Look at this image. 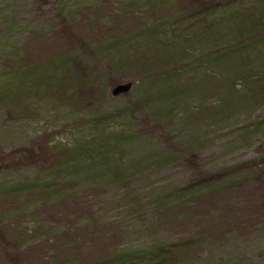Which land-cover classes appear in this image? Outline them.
Here are the masks:
<instances>
[{
  "label": "rangeland",
  "instance_id": "obj_1",
  "mask_svg": "<svg viewBox=\"0 0 264 264\" xmlns=\"http://www.w3.org/2000/svg\"><path fill=\"white\" fill-rule=\"evenodd\" d=\"M135 51L164 64L113 73ZM183 240L167 264H264V0H0V264Z\"/></svg>",
  "mask_w": 264,
  "mask_h": 264
},
{
  "label": "trees",
  "instance_id": "obj_2",
  "mask_svg": "<svg viewBox=\"0 0 264 264\" xmlns=\"http://www.w3.org/2000/svg\"><path fill=\"white\" fill-rule=\"evenodd\" d=\"M251 7V14H250V19L253 21H257L256 15H258L256 9V5L252 4L250 5ZM118 58V57H117ZM112 58L111 60V65H114V72L113 73H117L120 77H122L121 72L124 70H131V71H138V69H141L142 71H144L146 74L153 72V71H157L158 68L164 64V61L156 54L153 53H148V52H138L135 51L134 54H130L129 56H125L124 58ZM72 72V69H71ZM75 74V77L72 76L71 74V79L77 83H81V82H85L86 86L89 83V81H84L82 78H79V76ZM146 81H151L149 77L146 78ZM89 88L90 91H92L94 89V93L93 95L97 94V86L94 85V87L90 86L87 87ZM68 89V88H67ZM67 89H65V92L67 91ZM258 168H254L252 167V169L247 170V175L252 174L253 172L257 173L258 172ZM225 178L224 179H220V180H215V181H211L209 183V185H213V186H222L225 183ZM209 189L206 186H200L196 193L195 196H203L208 194ZM177 199H180L178 197H176L174 199L175 202H178L179 204H184V201L181 200L177 201ZM169 205V204H168ZM172 206H166V208H171ZM186 240V239H185ZM185 240H183L180 243V247L173 249V246L170 247V252L166 251V250H159L158 254L156 256H154L153 263H161V264H167L169 259L171 257L175 256L178 258L179 255L186 253L188 251L187 249V244L185 242Z\"/></svg>",
  "mask_w": 264,
  "mask_h": 264
},
{
  "label": "water",
  "instance_id": "obj_3",
  "mask_svg": "<svg viewBox=\"0 0 264 264\" xmlns=\"http://www.w3.org/2000/svg\"><path fill=\"white\" fill-rule=\"evenodd\" d=\"M131 88V82H124V83H118L115 85V87L112 89L111 93L112 95H118L120 93H125Z\"/></svg>",
  "mask_w": 264,
  "mask_h": 264
}]
</instances>
